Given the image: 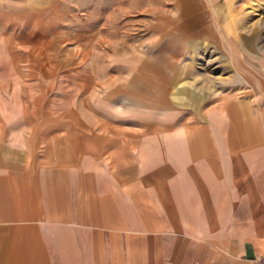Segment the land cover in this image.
Here are the masks:
<instances>
[{"label":"crops","instance_id":"obj_1","mask_svg":"<svg viewBox=\"0 0 264 264\" xmlns=\"http://www.w3.org/2000/svg\"><path fill=\"white\" fill-rule=\"evenodd\" d=\"M14 19L0 11V264H264L262 48L254 70L242 42L240 92L207 98L166 64L103 74Z\"/></svg>","mask_w":264,"mask_h":264},{"label":"rangeland","instance_id":"obj_2","mask_svg":"<svg viewBox=\"0 0 264 264\" xmlns=\"http://www.w3.org/2000/svg\"><path fill=\"white\" fill-rule=\"evenodd\" d=\"M0 11L83 44L103 74L127 60L166 64L177 85L207 98L240 92L242 42L254 70L250 53L264 57V0H0Z\"/></svg>","mask_w":264,"mask_h":264},{"label":"built area","instance_id":"obj_3","mask_svg":"<svg viewBox=\"0 0 264 264\" xmlns=\"http://www.w3.org/2000/svg\"><path fill=\"white\" fill-rule=\"evenodd\" d=\"M261 260H262V261H263V263H264V256H262V257H261Z\"/></svg>","mask_w":264,"mask_h":264}]
</instances>
